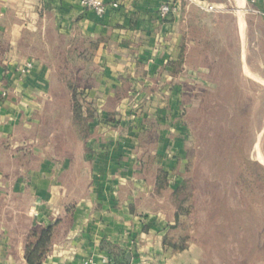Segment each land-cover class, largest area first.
<instances>
[{"label":"crops","instance_id":"0c3cea01","mask_svg":"<svg viewBox=\"0 0 264 264\" xmlns=\"http://www.w3.org/2000/svg\"><path fill=\"white\" fill-rule=\"evenodd\" d=\"M81 1L0 0V88L9 93L0 94V264H29L30 232L49 226L42 264H206L196 245L172 244L169 188L192 136L182 114L188 89L209 85L210 56L232 42L245 64L254 45L264 49V1L201 0L220 7L208 12L195 0H102L103 15ZM165 1L176 12L162 19ZM49 31L63 52L78 49L73 85L93 112L87 138L72 90L30 50ZM27 60L28 76L6 73Z\"/></svg>","mask_w":264,"mask_h":264},{"label":"rangeland","instance_id":"374dc122","mask_svg":"<svg viewBox=\"0 0 264 264\" xmlns=\"http://www.w3.org/2000/svg\"><path fill=\"white\" fill-rule=\"evenodd\" d=\"M44 40L39 49L58 67L64 43L53 31ZM223 50L209 57V85L188 89L182 115L192 135L186 166L196 204L182 212L172 238L202 249L206 264H264V49L254 45L245 64L232 42Z\"/></svg>","mask_w":264,"mask_h":264},{"label":"trees","instance_id":"16d2710c","mask_svg":"<svg viewBox=\"0 0 264 264\" xmlns=\"http://www.w3.org/2000/svg\"><path fill=\"white\" fill-rule=\"evenodd\" d=\"M61 43L62 41H57ZM45 41L42 37H38L32 42L31 45V52L36 58L43 59L50 63V57L48 51L43 49H39L38 45H45ZM64 46V45H63ZM78 49H75L74 53H72L71 47L69 48L68 52H63L61 55L62 57V64L57 67L58 74L62 77L64 82L69 86L72 90V111H73V120L78 128L80 135L83 138L88 137V130H89V120L93 117V112L85 111L83 109V103L81 101V93L78 91L77 87L73 85V78L71 79L70 76L68 77L69 73L72 72V77H74L73 72V60H75L76 52ZM189 153V151H188ZM188 162H191L189 160ZM187 163V173L179 180L175 181L171 188H169V202L173 208L176 210V219L177 225H180L181 215L183 211L192 210L195 208V195L197 191V184L195 177L189 175L190 164ZM258 164V163H257ZM262 168V165L259 164ZM264 171V168L262 169ZM158 189L159 191H164L168 188V174L163 171L159 170L158 172ZM53 235V226H49L46 228L41 229H33L30 232V235L27 240L26 244V259L29 264H42V259L49 251V246L52 240ZM173 239V238H172ZM173 246L178 250H182L186 247V245H180V243L173 239ZM183 241V239H182Z\"/></svg>","mask_w":264,"mask_h":264},{"label":"built area","instance_id":"2783aa9c","mask_svg":"<svg viewBox=\"0 0 264 264\" xmlns=\"http://www.w3.org/2000/svg\"><path fill=\"white\" fill-rule=\"evenodd\" d=\"M248 1L251 5H256L258 2L264 0H248ZM195 2L204 11L213 12L220 9L218 5L206 1L195 0ZM81 3L84 7L94 10L98 15H103L105 12L106 7L102 0H82ZM158 12L162 19H166L172 13L176 12V7L172 2L165 1L160 5ZM260 13L264 20V11H261ZM33 68H34V61L27 60L23 64L17 66L14 70L8 69L6 73L7 74L13 73L18 78H24L32 72ZM0 94L1 96L6 97L9 93L6 88L2 87L0 88ZM75 264H97V263L93 259H85Z\"/></svg>","mask_w":264,"mask_h":264}]
</instances>
